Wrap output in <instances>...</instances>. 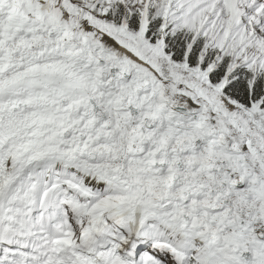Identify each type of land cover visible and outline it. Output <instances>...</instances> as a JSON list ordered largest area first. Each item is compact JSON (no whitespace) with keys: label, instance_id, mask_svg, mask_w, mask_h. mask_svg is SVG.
<instances>
[{"label":"snow or ice","instance_id":"6c2138e0","mask_svg":"<svg viewBox=\"0 0 264 264\" xmlns=\"http://www.w3.org/2000/svg\"><path fill=\"white\" fill-rule=\"evenodd\" d=\"M0 264H264V0H0Z\"/></svg>","mask_w":264,"mask_h":264}]
</instances>
